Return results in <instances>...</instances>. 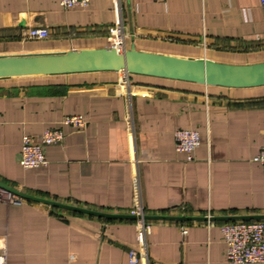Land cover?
Returning a JSON list of instances; mask_svg holds the SVG:
<instances>
[{
    "label": "crops",
    "instance_id": "1",
    "mask_svg": "<svg viewBox=\"0 0 264 264\" xmlns=\"http://www.w3.org/2000/svg\"><path fill=\"white\" fill-rule=\"evenodd\" d=\"M114 0L64 9L59 0H0V53L111 46ZM122 46L246 63L264 60L260 0H118ZM46 27L45 38H28ZM81 115L76 129L62 124ZM61 127L45 147L47 163L23 168L25 134ZM196 129L186 160L174 131ZM264 85L223 87L92 71L0 79V182L24 193L96 211L185 215L141 220L103 217L0 197L3 264H241L225 257L221 223L204 216L264 214ZM198 217V218H196ZM250 220V219H246ZM264 220V219H260ZM185 231H182V230ZM264 264V263H243Z\"/></svg>",
    "mask_w": 264,
    "mask_h": 264
},
{
    "label": "water",
    "instance_id": "2",
    "mask_svg": "<svg viewBox=\"0 0 264 264\" xmlns=\"http://www.w3.org/2000/svg\"><path fill=\"white\" fill-rule=\"evenodd\" d=\"M92 71H121L205 85L223 87H255L264 85V60L246 63L216 61L205 57H186L140 50L129 47H84L53 51L0 53V79L37 75L68 74ZM0 187L21 198L49 205L91 213L103 217L139 215L96 211L24 193L0 182ZM144 219H191L185 215H149ZM198 218V217H196ZM203 219L246 220L264 219V214L204 216Z\"/></svg>",
    "mask_w": 264,
    "mask_h": 264
},
{
    "label": "built area",
    "instance_id": "3",
    "mask_svg": "<svg viewBox=\"0 0 264 264\" xmlns=\"http://www.w3.org/2000/svg\"><path fill=\"white\" fill-rule=\"evenodd\" d=\"M89 0H59L62 8L85 7ZM264 6V0H260ZM114 7L117 13L114 24L109 28L111 46L120 47L122 45V17L118 0H114ZM49 35L46 27H29L24 36L28 38H45ZM62 124L70 125L79 129L85 126L86 121L81 115H66ZM64 132L61 127H52L42 133L31 135L25 134L22 137L21 149L17 159L23 168H31L45 165L47 159L44 154L45 147L50 144H58L63 141ZM175 149L186 154V160H192V151L200 144V135L196 129L178 128L174 131ZM264 168V146L260 147L253 157ZM0 197L10 202H20L21 197L0 187ZM141 220L138 233L139 249H129L128 258L131 263H137L139 258H145V232L146 227L143 222V212L139 206ZM221 233L225 242V257L233 263H264V220H226L221 223ZM182 231H185L184 229ZM0 264H3L0 261Z\"/></svg>",
    "mask_w": 264,
    "mask_h": 264
}]
</instances>
